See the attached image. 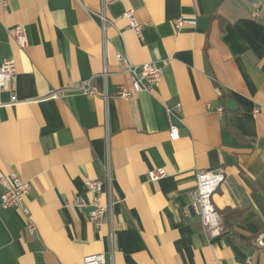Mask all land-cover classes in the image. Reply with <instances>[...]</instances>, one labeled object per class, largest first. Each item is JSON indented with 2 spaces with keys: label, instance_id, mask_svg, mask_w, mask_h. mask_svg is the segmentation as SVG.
Masks as SVG:
<instances>
[{
  "label": "crops",
  "instance_id": "crops-1",
  "mask_svg": "<svg viewBox=\"0 0 264 264\" xmlns=\"http://www.w3.org/2000/svg\"><path fill=\"white\" fill-rule=\"evenodd\" d=\"M181 16L190 21L177 31ZM117 52L157 64L162 78L116 95L132 87ZM7 59L16 101L0 91V170L28 182L36 229L1 207L0 184V264H84L93 253L104 264H264V0H10L0 5V65ZM90 79L107 101L80 90ZM159 167L166 176L150 180ZM198 170L224 172L212 196L221 214L244 211L217 234L191 207ZM89 179L112 200L100 225L89 206L70 204L92 198Z\"/></svg>",
  "mask_w": 264,
  "mask_h": 264
},
{
  "label": "built area",
  "instance_id": "built-area-1",
  "mask_svg": "<svg viewBox=\"0 0 264 264\" xmlns=\"http://www.w3.org/2000/svg\"><path fill=\"white\" fill-rule=\"evenodd\" d=\"M10 0H0V5L7 7ZM101 18L104 22L108 19L104 13H101ZM126 15L130 19L131 28L137 33L141 34L144 27L143 23L135 20L132 12H127ZM189 18L178 17L174 20V26L177 31L181 30L186 24L189 23ZM17 41L25 46L27 44L26 30L23 25H18L14 29ZM116 58L119 64L129 72L132 79V87L127 88L123 84H119L116 89V95L130 98L136 92L147 89L150 86L157 84L162 78V68L155 63L147 62L142 64L134 63L127 54L117 52ZM109 70L107 66L103 68L101 75L107 76ZM17 79V68L16 63L13 59H7L0 65V91L9 90L12 94V101H16V93L14 88V83ZM80 90L89 96L90 98L101 95L107 101L110 97L108 90H99L93 83L92 79L84 82ZM58 96V93H54ZM2 104L0 103V106ZM176 109L181 110V104H178ZM223 107L218 108V112L222 113ZM170 138L176 140L179 138V127L177 124H172L170 129ZM167 174L166 169L163 167L155 168L149 170L148 175L150 180L157 181ZM111 167L108 161L107 164V178L111 181ZM226 179L224 172H212L206 170H198L196 175L197 187L194 192L192 210L201 218V221L207 231L213 234L219 233L223 228V219L221 213L215 207L212 196L217 190L219 185ZM0 184L3 187L1 207H17L19 208L26 218L27 229L33 232L36 229L34 220L31 217V212L28 206L25 204V195L29 190V184L27 181L22 180L16 174L11 176L5 175L0 170ZM86 186L88 190L92 193V198L88 201L84 198H75L70 204L78 207L85 208L90 207L89 217L90 220L96 224L100 225L107 214L111 212L112 200L111 198L107 201L104 200V187L100 180L89 179L86 180ZM110 193V192H109ZM187 212L189 210L187 209ZM109 237L112 239L113 231H109ZM259 243L264 245V241L260 238ZM84 264H104L105 258L103 253H93L86 255L83 259Z\"/></svg>",
  "mask_w": 264,
  "mask_h": 264
},
{
  "label": "trees",
  "instance_id": "trees-1",
  "mask_svg": "<svg viewBox=\"0 0 264 264\" xmlns=\"http://www.w3.org/2000/svg\"><path fill=\"white\" fill-rule=\"evenodd\" d=\"M243 212H244L243 210H235V209L227 208L225 210V213L224 214H221V215H222V219L224 221H228L229 219H235V220H237V219H240L241 218ZM255 242L259 246H261V244L259 243V241L255 240ZM261 247H264V245L261 246Z\"/></svg>",
  "mask_w": 264,
  "mask_h": 264
},
{
  "label": "water",
  "instance_id": "water-1",
  "mask_svg": "<svg viewBox=\"0 0 264 264\" xmlns=\"http://www.w3.org/2000/svg\"><path fill=\"white\" fill-rule=\"evenodd\" d=\"M112 8L114 9V14L115 15H119L122 14L124 12L123 7L121 6L120 3H115ZM227 106L231 109H235V102L231 99H227Z\"/></svg>",
  "mask_w": 264,
  "mask_h": 264
}]
</instances>
